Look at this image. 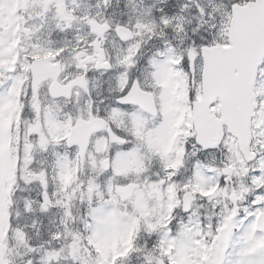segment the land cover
Listing matches in <instances>:
<instances>
[{"label": "snow or ice", "instance_id": "snow-or-ice-1", "mask_svg": "<svg viewBox=\"0 0 264 264\" xmlns=\"http://www.w3.org/2000/svg\"><path fill=\"white\" fill-rule=\"evenodd\" d=\"M0 264H264V0H0Z\"/></svg>", "mask_w": 264, "mask_h": 264}]
</instances>
